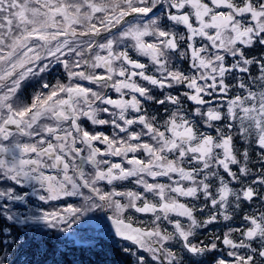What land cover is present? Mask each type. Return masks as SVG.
Masks as SVG:
<instances>
[{
	"label": "snow or ice",
	"instance_id": "snow-or-ice-1",
	"mask_svg": "<svg viewBox=\"0 0 264 264\" xmlns=\"http://www.w3.org/2000/svg\"><path fill=\"white\" fill-rule=\"evenodd\" d=\"M102 32L109 34L103 43L91 39ZM257 44L264 48V0H0V264H17L13 257L31 246L20 232L31 231L37 245L51 240L49 233L67 245L74 226L93 223L89 213L97 209L111 213L109 238L114 232L127 242L119 251L135 264H206L207 254L223 251L217 241L231 259L213 257V264H264V209L245 212L244 225L222 237L194 242L198 229L232 221L242 201L264 205L254 187L264 188V54H246ZM71 54L70 67L62 57ZM53 62L63 65L69 83L44 82L30 103L20 102L24 83ZM180 86L187 90L165 91ZM149 102L164 106L162 120L149 115ZM82 118L111 126L113 134L87 130ZM253 149L261 165L255 172ZM124 181L141 190L114 186ZM101 182L113 187L102 190ZM29 196L45 205L69 197L83 202L25 212L18 206H28ZM130 211L151 220L137 222ZM75 251L54 248L52 264H62L57 254Z\"/></svg>",
	"mask_w": 264,
	"mask_h": 264
},
{
	"label": "flooded vegetation",
	"instance_id": "flooded-vegetation-1",
	"mask_svg": "<svg viewBox=\"0 0 264 264\" xmlns=\"http://www.w3.org/2000/svg\"><path fill=\"white\" fill-rule=\"evenodd\" d=\"M180 30L183 31L182 28ZM108 35H109L108 33H103L102 32V34L100 36L92 37L91 39H94L97 42L103 43ZM81 39L82 40H88L89 37H81ZM198 44H199V38H198ZM96 51H99V50L98 49H93V54H95ZM246 54L249 57H253V56L259 57L261 54H264V48H262L260 45L257 44L255 47H253L251 49H246ZM101 55H106V53L105 52H101ZM132 55H133L134 58H139V59H141L142 62L148 63V59L147 58H145V57H136L135 53H132ZM84 58H88V54L87 53H85V57ZM62 59H68L69 60V65L71 67L72 61H73V59H76V57H75V54H71L68 57H62ZM228 60L231 61V57H229ZM43 63H48V61H42L41 64H43ZM176 64L179 65L181 70H184L186 72L189 71V66H188V63L186 61L176 60ZM72 70L79 71L80 69H72ZM86 71H92V70L91 69H86ZM104 71H105L104 69H96L95 70V72L97 74L103 73ZM251 71H252L253 75H257L258 74V71L255 68V66L252 67ZM234 75H241V76H244L245 79H247V75L246 74L234 73ZM57 81H59L61 83H64V84H67V83H69V78L67 76V72L64 69L63 65L53 62V63L49 64V69L47 71H45L44 73H40L39 76H37V77L30 78L28 81H26L24 83L20 93L18 94L19 95V101L23 102L24 104L30 103L31 100H32V97L37 92L42 90L41 89V84L42 83L47 82L50 85H54V84L57 83ZM71 82L72 83H81V84H83L86 87H93V88H95L97 90L105 91L104 89L98 88L96 85L89 84V82H87V81L72 80ZM229 82L235 83V80L232 79L231 77H229ZM186 90L187 89H185L183 86H180L179 88H174V89H170V90L166 89L165 91H171L173 94H179L180 92H183V91H186ZM43 91H48V90H43ZM106 94L111 95L114 99L118 97V94L115 93L112 90H107ZM154 94H156L158 97H161V98H162V95H163V93H161L157 89H154ZM147 107H148L149 115L155 114V115H157L158 119H160V120H162L165 117V115H166L164 113V111H163V107L164 106L156 105L154 103L149 102ZM169 107H171V106H169ZM186 107L191 109V108L194 107V105L192 104L191 101H187L186 102ZM101 118L108 119L109 116H108V114H102ZM196 119L198 120L199 118H196ZM48 122L51 123L50 121H48ZM81 122H82L83 126L89 131H103V132H105L106 134H108L110 136L113 134V129L109 125H92L91 121L87 120L86 118H82ZM65 127H67V124L65 125ZM133 129L139 131L140 130V126L139 125H134ZM202 130L211 131V130H208V129H202ZM121 135H125V134H121ZM143 139L147 140L148 138L144 137ZM77 146L80 147L81 145L78 144ZM237 146H238V148L242 147L239 144ZM100 147L103 148L104 146L100 145ZM251 151L253 152V156H252V161L253 162L250 164V167L255 172V170L260 168L261 165L259 163L255 162V161L258 160V157H256L255 154H254L255 150L253 149ZM131 155L132 154L130 153L129 156H131ZM137 155L140 156L141 154L137 153ZM111 159L113 160V162H122V158H120V157H111ZM76 163L78 164L79 160H77ZM124 163L126 165V161H124ZM233 169L236 170V166H233ZM48 171L50 172V174H56L55 170H48ZM85 171L86 172L92 171L91 165H86L85 166ZM70 174H72L71 171H70ZM221 174L226 175V174H224L222 172V170H221ZM253 178H254L253 176H249L247 179L250 182ZM160 180H161V182H165V183L167 182V178H160ZM213 184L215 186L216 182L213 181ZM114 186L118 190H124V189H134V190H137V191L141 190L138 186L134 185L131 181L116 182ZM232 186L233 187H239V185H236V184H233ZM100 187L102 188V190L107 191V190H110L111 187H113V186L107 185L106 182H101ZM254 187H256L257 190H259L262 193H264V188H262L260 185L257 184V185H254ZM31 190H32L31 188H18V191L21 192V193L23 191H28L30 193ZM84 191L87 194V190L85 189ZM181 200H182V202L191 203L190 198L187 201L185 200V198H181ZM77 201H82V199L79 198V197H69V198H65V199L60 200V201H52V202H54V204H63V205H65V204H72V203L77 202ZM122 202H124V201H122ZM29 203L30 204H34V203H43V202H40L36 197L29 196ZM199 203H203V200H201ZM18 207H21L22 209L26 208V206H18ZM257 209H264V205H261V203H260V201L258 199H254V201L251 204H249L248 202L242 201L241 202V208L239 209V211H237L234 214V219L232 221L225 222V221H222V219H221V222L217 223V226H215V223H214L212 225H209L207 228L198 229L197 230V236L194 238V242L199 243L200 241H204V243H206V238L203 235H201V232H202V234H205L207 232H210L212 229H214L215 230V234H218V235H220L222 237L224 232L227 231V229L229 227H233V228L242 227L244 225V223H245L242 220L243 214L245 212H252V211L257 210ZM97 211H99V209H97L96 212ZM230 211H231V209H230ZM102 213H103V211L101 210V212H100L101 217H102ZM208 213H209V210L206 209L204 213H196V215H197L198 219H204L208 215ZM106 214L108 216L111 215V213L109 211H106ZM126 215L133 216L136 219L137 222L144 221L145 223H149L150 220H151L150 214L145 215V214L134 213V212L130 211ZM177 218L181 219L182 223L187 225V221L184 218H180V217H177ZM162 227H167L169 231L173 230L172 226L171 225H167L166 223L163 224ZM233 238L238 240L240 238L239 234L238 233H234L233 234ZM210 241H211V238L209 239V242ZM218 245H219V247L221 249H223V251H216V252L209 253L211 260H213L212 259L213 257L219 258L221 256H224V258H226V259H231V258H228L226 256V252L228 250L227 247H225L224 245L220 244V242L218 243ZM254 246H257V245L254 243ZM173 247L176 248V250L179 249V245H173ZM241 251H244V250H241Z\"/></svg>",
	"mask_w": 264,
	"mask_h": 264
},
{
	"label": "trees",
	"instance_id": "trees-1",
	"mask_svg": "<svg viewBox=\"0 0 264 264\" xmlns=\"http://www.w3.org/2000/svg\"><path fill=\"white\" fill-rule=\"evenodd\" d=\"M0 223H3V221L0 220ZM215 226H217V223H215ZM19 234L29 240L31 246L25 251L19 253L18 257H13V259H16L17 264H43L46 259H48V264H52L51 255L54 248H58L61 251L66 248L76 249L75 252H68V254L63 258H61L58 254L55 256L57 261L62 260V264H135V257L126 258L125 255L119 251V247L125 246L127 242L119 241L112 236L109 238V236L106 237L104 235H91L88 236L89 239H87L85 243H77L73 238H69V242L65 245V243L55 239L53 233H49V236H52L53 238L51 240L44 238L43 245L41 246L33 242V233L31 231L26 233L22 231ZM55 235L59 234L56 233ZM201 235L206 238L207 244L209 243L210 238L212 239L218 234H215V230L212 229L210 232L205 234H202L201 232ZM40 239L41 238L39 236H36V240ZM118 241L119 244L117 243ZM217 243H219V241H217ZM92 244H96L98 246L91 251L87 250ZM45 247L47 248V253L44 252ZM80 249L84 250L81 251ZM177 251L179 252L180 249ZM145 255L147 254L145 253ZM203 259H205L206 264H213V260H211L209 254H207V256ZM186 264H190V262L186 261Z\"/></svg>",
	"mask_w": 264,
	"mask_h": 264
},
{
	"label": "rangeland",
	"instance_id": "rangeland-1",
	"mask_svg": "<svg viewBox=\"0 0 264 264\" xmlns=\"http://www.w3.org/2000/svg\"><path fill=\"white\" fill-rule=\"evenodd\" d=\"M83 201H77L72 203L73 205H81ZM66 205V204H65ZM63 204H54V202H50V204H43V203H34V204H30L28 206H26V208H23V211H27L29 208H36V207H42L44 209H50L52 207H63L65 206ZM101 210L99 211H95L92 213H89V217L93 218V223L91 224H87L85 223L83 220L81 221V223L79 225L74 226L73 228V232H75L76 236L75 237H69V238H73L77 243L83 242L85 243L88 238V236H97V235H104L106 237H108V233L110 232V229L107 225V223L103 220V218L101 217L100 214ZM89 217H85L84 220H88ZM186 221L187 219L184 218ZM187 223H189L187 221ZM61 236H64L66 234H62V233H58Z\"/></svg>",
	"mask_w": 264,
	"mask_h": 264
},
{
	"label": "water",
	"instance_id": "water-1",
	"mask_svg": "<svg viewBox=\"0 0 264 264\" xmlns=\"http://www.w3.org/2000/svg\"><path fill=\"white\" fill-rule=\"evenodd\" d=\"M102 217H103V219L107 222V224H108L109 227H110V230L112 231V229H111V221L108 219L109 216H107L106 211H103V213H102ZM112 236H114V232H112ZM114 237H115V236H114ZM115 238L119 239L118 237H115ZM225 247H226V246H225Z\"/></svg>",
	"mask_w": 264,
	"mask_h": 264
}]
</instances>
